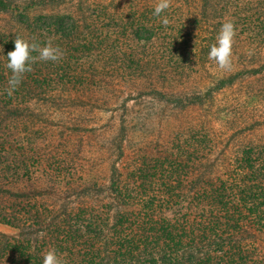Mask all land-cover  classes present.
Listing matches in <instances>:
<instances>
[{
    "label": "rangeland",
    "instance_id": "obj_1",
    "mask_svg": "<svg viewBox=\"0 0 264 264\" xmlns=\"http://www.w3.org/2000/svg\"><path fill=\"white\" fill-rule=\"evenodd\" d=\"M155 3L5 0L7 10L0 13V55L13 49L17 36L41 47L51 40L63 52L59 61L42 69L52 73L51 67L57 66L53 70L63 77L50 84L38 79L44 84L41 86H51L50 91L14 99L12 104L19 103L21 111L15 118L8 113L11 118L7 121L17 122L21 138L36 139L53 166L74 167L72 182L77 192L65 190V172L54 180L60 183L58 194L52 197L55 204H50L56 214H62L63 208L73 211L83 202L97 212L109 206L108 214L113 215L119 208L113 200V181L131 180L128 174L142 164L162 160L176 146L189 152L185 154V163L191 168L187 181L196 179L197 167L204 163L212 164L214 179L222 177L228 167H235L233 155L238 147L264 150V0H169V8L159 17L152 16ZM41 14L69 15L77 29L71 37L55 34L56 27L47 30L46 26L37 27L34 34L27 27H34L35 17ZM20 15L28 17L23 25L17 24ZM164 18L167 25L161 22ZM142 21L148 29L147 40L127 37L112 45L114 37L124 33L130 23ZM225 21H231L235 29L232 67L227 71L208 59L209 45ZM31 55L37 57L38 53ZM127 55L133 63H141V69L131 70L128 76L122 69ZM4 64L0 59V78L6 86L10 73ZM142 70L145 75L153 74L150 80L136 77ZM34 71L24 75H37ZM24 75L18 89L36 84L29 82L30 76H26L28 82L23 80ZM208 91L214 92L212 97L206 96ZM193 99L203 102L178 104ZM192 135L197 152L187 143ZM170 215V211L164 212L165 217ZM109 226L104 225L99 235L97 246L104 258L98 264L112 261L106 259L110 250L106 254L103 249ZM0 234L14 238L19 231L0 224ZM259 239L258 248L263 250L259 261H264V235ZM74 254L78 255L77 250ZM13 262L0 264L27 261ZM65 262L79 263L75 259Z\"/></svg>",
    "mask_w": 264,
    "mask_h": 264
},
{
    "label": "trees",
    "instance_id": "obj_2",
    "mask_svg": "<svg viewBox=\"0 0 264 264\" xmlns=\"http://www.w3.org/2000/svg\"><path fill=\"white\" fill-rule=\"evenodd\" d=\"M5 6V0H0V13L7 10ZM24 16L17 17L18 25L28 20ZM33 25L27 27L33 33L37 27H56L55 34L67 37L77 29L75 19L69 15L41 14L35 17ZM120 26L115 25L118 29ZM118 29H114L116 33ZM147 31L143 21L137 25L130 23L124 33L114 37L112 45L127 37L131 41H145ZM125 60L128 62L126 68L122 64L123 74L128 76L131 70L141 69V63H133L131 56L127 55ZM49 63L53 62L37 59L36 66H32L37 68H32L37 75H26L30 76L29 82L36 84L22 85L11 96L5 93L7 85L3 86L4 78H0V224L19 231L14 238L0 234V261L42 264L43 253L55 248L64 261L98 264L104 258L97 246L99 235L104 225L110 224L103 238V249L106 254L109 249L111 255L106 259L112 260L108 264H264L259 261L263 250L257 245L259 236L264 235V150L238 147L233 155L235 167H228L222 177L214 179L212 164L204 163L198 165L197 173L192 170L196 179L187 181L191 168L185 163V154L189 152L176 146L162 160L142 164L128 174L131 180L113 181V200L119 204L113 215L108 214L109 206L97 212L83 202L73 211L63 208L62 214L50 209L60 184L55 181L62 173L67 175L65 190L77 192L72 182L76 175L74 167L58 163L53 166L49 162L51 157L47 159L41 153L36 139L21 138L17 122H7L21 111L19 103L12 104L14 99L50 91L51 86H41L44 84L38 79L50 84L63 77L53 70L55 65L51 67L52 73H44L42 69ZM145 73L142 70L136 77L150 80L153 74ZM26 76L23 80L28 82ZM213 93L208 91L206 96L212 97ZM197 100L178 104L194 106L203 102ZM193 136H189L187 143L197 152L192 145L196 141ZM166 211L171 212L169 217L164 216ZM40 232L45 235L39 237Z\"/></svg>",
    "mask_w": 264,
    "mask_h": 264
},
{
    "label": "clouds",
    "instance_id": "obj_3",
    "mask_svg": "<svg viewBox=\"0 0 264 264\" xmlns=\"http://www.w3.org/2000/svg\"><path fill=\"white\" fill-rule=\"evenodd\" d=\"M169 8V0H156L152 10V16L159 17L161 13ZM164 25L168 24L166 18L161 21ZM235 35L234 24L231 21H225L221 24L219 31L215 36V42L209 45L208 59L213 61L221 70H230L232 67V43ZM13 49L5 55H0V59H4V67L9 71L10 75L7 79V88L5 93L11 96L21 82L23 75L32 70L31 65L36 60L56 62L63 56V52L58 46L52 44L49 40L43 47L38 42L28 40L22 37H15L13 40ZM37 52L38 56L33 57L32 52ZM43 237L45 233L37 234ZM42 264H66L61 255L57 253L55 248H50L43 253Z\"/></svg>",
    "mask_w": 264,
    "mask_h": 264
}]
</instances>
